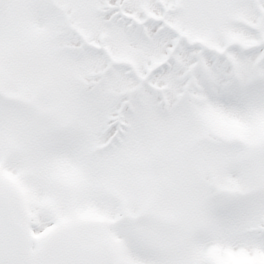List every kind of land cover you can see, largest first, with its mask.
Masks as SVG:
<instances>
[{
  "label": "snow or ice",
  "instance_id": "snow-or-ice-1",
  "mask_svg": "<svg viewBox=\"0 0 264 264\" xmlns=\"http://www.w3.org/2000/svg\"><path fill=\"white\" fill-rule=\"evenodd\" d=\"M0 264H264V0H0Z\"/></svg>",
  "mask_w": 264,
  "mask_h": 264
}]
</instances>
